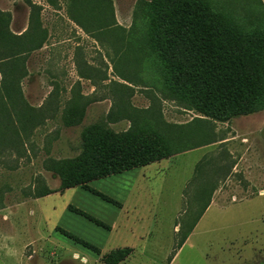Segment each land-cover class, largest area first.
I'll return each instance as SVG.
<instances>
[{
  "label": "rangeland",
  "instance_id": "374dc122",
  "mask_svg": "<svg viewBox=\"0 0 264 264\" xmlns=\"http://www.w3.org/2000/svg\"><path fill=\"white\" fill-rule=\"evenodd\" d=\"M178 1L0 0V264H264L263 168L246 198L210 205L204 169L201 200L189 204L181 197L188 173L136 167L63 189V165L50 160L79 156L83 129L97 122L114 133L155 130L175 152L191 145L174 132L200 114L167 89L150 33L157 5ZM199 2L261 37L250 46L264 103V0ZM263 116L251 140L264 164Z\"/></svg>",
  "mask_w": 264,
  "mask_h": 264
},
{
  "label": "trees",
  "instance_id": "16d2710c",
  "mask_svg": "<svg viewBox=\"0 0 264 264\" xmlns=\"http://www.w3.org/2000/svg\"><path fill=\"white\" fill-rule=\"evenodd\" d=\"M150 33L153 43L161 48L166 87L187 109L222 121L264 110L260 59L250 46L260 45V36L233 29L225 15L211 13L199 0H181L169 7L158 4L155 29ZM78 122L65 124L73 126ZM164 139L152 129L130 126L125 132L114 133L97 122L83 129L79 156L50 160L63 165L58 174L63 189L89 188L93 180L176 153ZM81 242L96 248L85 240Z\"/></svg>",
  "mask_w": 264,
  "mask_h": 264
},
{
  "label": "crops",
  "instance_id": "0c3cea01",
  "mask_svg": "<svg viewBox=\"0 0 264 264\" xmlns=\"http://www.w3.org/2000/svg\"><path fill=\"white\" fill-rule=\"evenodd\" d=\"M81 8H83V4ZM15 21L17 20H13L12 25ZM27 23L28 21H24L22 26L20 25L18 34L26 31ZM262 112L264 113V110L239 114L226 121L198 115L196 117L198 124L194 126H182L181 124L188 123V121L180 122L177 126L178 131L174 132L175 137H178L179 140L184 139L192 142L191 145L176 151L169 157L142 167L155 165L156 171L154 173L161 169L164 174L170 171V173L174 172L177 176L178 174L183 176L188 173L187 179L182 182L181 197L189 204L190 201L195 204L201 200L203 169L205 170V183H207L205 187L207 194H210V205H219L227 201L234 202L240 200V198L242 200V197L246 198V194L253 187L250 178H253V180H258V176L262 178V168L264 169L262 155L258 149H254L252 152L251 140V136L255 132L254 123L261 120ZM222 168L226 169V180L223 181L219 177L220 173H218L219 169ZM253 170L259 171L257 178L252 174ZM210 183L214 186H211ZM227 183L231 185V190L225 191L224 187ZM209 184L211 187L208 189ZM260 193L264 194V190L260 189ZM39 198L41 197H35V199ZM202 218L203 216L200 214L198 224L201 223ZM115 226L117 227L116 223L108 225V228L112 229ZM180 232L179 225H176L174 233L178 234ZM191 234L189 233L186 241L191 238ZM175 239L176 237H173L172 240L175 241ZM132 249L135 253L134 248ZM101 256L102 254H99L95 261L100 263Z\"/></svg>",
  "mask_w": 264,
  "mask_h": 264
}]
</instances>
